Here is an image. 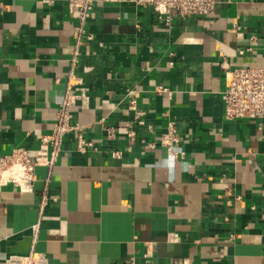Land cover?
<instances>
[{"label": "crops", "instance_id": "crops-1", "mask_svg": "<svg viewBox=\"0 0 264 264\" xmlns=\"http://www.w3.org/2000/svg\"><path fill=\"white\" fill-rule=\"evenodd\" d=\"M78 25L68 0H0V156L33 154L52 132L71 72L89 96L72 121L93 142L78 151L72 131L32 191L0 186V264L32 249L49 264L148 251L157 264H264V119H228L222 94L224 57L264 67V0H219L171 26L147 4L97 0L80 42ZM171 120L191 168L169 182L157 161Z\"/></svg>", "mask_w": 264, "mask_h": 264}, {"label": "built area", "instance_id": "built-area-1", "mask_svg": "<svg viewBox=\"0 0 264 264\" xmlns=\"http://www.w3.org/2000/svg\"><path fill=\"white\" fill-rule=\"evenodd\" d=\"M97 0H68L72 9L78 11L79 25L75 29L77 39L81 40L86 31L85 24L91 17ZM112 1V0H105ZM139 4H147L157 14L159 20L171 26L174 18H187L190 16H211L215 14L219 0H134ZM140 25H137L139 28ZM88 40L93 35L86 36ZM253 41L254 37L251 38ZM73 64L78 63V51H74ZM222 66L225 78V88L222 92L224 113L228 119L252 118L264 119V67L231 66L224 57ZM71 72L66 84V91L59 109L52 132L42 136L38 148L31 154L24 146H16L9 154L0 156V186L13 184L20 191L29 192L34 189L37 180L36 168L47 167L50 172L58 160L66 134L74 131L77 138V149L86 152L93 142L87 140L77 123H73L74 111L85 109L89 106L88 89L81 81H75ZM78 79V78H77ZM161 92H169L163 86ZM135 103V100L132 102ZM109 137L113 136L112 128H108ZM133 137L134 132H130ZM160 142L169 150L178 146L181 136L174 121H169L166 131L159 137ZM155 147V143L150 145ZM113 157L120 158L122 151L112 150ZM37 230V227L35 228ZM167 240L176 242L180 237L175 232H169ZM152 253L145 254L146 260L138 263L134 258H126L123 264H157L152 260ZM5 264H49V259L44 252L32 249L27 255H10L5 259ZM165 264H179L177 261Z\"/></svg>", "mask_w": 264, "mask_h": 264}, {"label": "clouds", "instance_id": "clouds-1", "mask_svg": "<svg viewBox=\"0 0 264 264\" xmlns=\"http://www.w3.org/2000/svg\"><path fill=\"white\" fill-rule=\"evenodd\" d=\"M183 155V148L174 146L168 150L167 155H162L157 161L158 168L166 174L169 182L176 179L178 168H182L184 171H188L191 168L190 163L182 159Z\"/></svg>", "mask_w": 264, "mask_h": 264}]
</instances>
